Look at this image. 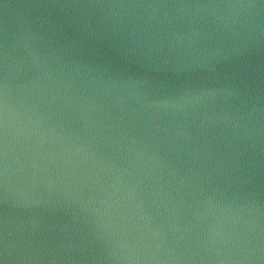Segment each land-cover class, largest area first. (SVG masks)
<instances>
[{"label": "water", "instance_id": "95a60500", "mask_svg": "<svg viewBox=\"0 0 264 264\" xmlns=\"http://www.w3.org/2000/svg\"><path fill=\"white\" fill-rule=\"evenodd\" d=\"M6 264H264L261 0H0Z\"/></svg>", "mask_w": 264, "mask_h": 264}, {"label": "snow or ice", "instance_id": "6c2138e0", "mask_svg": "<svg viewBox=\"0 0 264 264\" xmlns=\"http://www.w3.org/2000/svg\"><path fill=\"white\" fill-rule=\"evenodd\" d=\"M261 3H264V0H261ZM0 264H6V256L4 255L2 247H0Z\"/></svg>", "mask_w": 264, "mask_h": 264}]
</instances>
